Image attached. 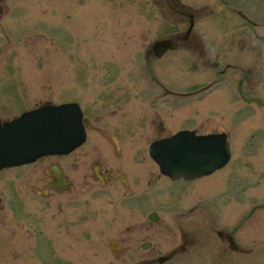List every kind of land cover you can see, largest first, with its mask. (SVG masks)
Masks as SVG:
<instances>
[{"label":"rangeland","instance_id":"rangeland-1","mask_svg":"<svg viewBox=\"0 0 264 264\" xmlns=\"http://www.w3.org/2000/svg\"><path fill=\"white\" fill-rule=\"evenodd\" d=\"M227 1L229 5L221 0H183L197 11L194 29L211 53L222 51L231 36L239 46V33L246 34L243 66L252 73L246 72L242 86L232 73L209 91L179 98L161 87L179 92L213 77L210 69L195 70L178 53L166 61L147 62L145 51L156 37L186 28L169 16L161 0H4L0 117L8 120L39 103L77 101L89 125L84 145L58 160L70 181L67 191L55 192L39 170L21 182L15 172H0V207L7 229H13L18 211H26L20 208H47L30 211L26 216L32 225L25 228L42 226L50 213L57 222L65 217L70 264H88L97 254V239L104 242L109 236V227L99 223L103 217L109 225L117 189L102 188L93 177L92 164L121 168L135 182L143 177L155 180L151 192L176 191L174 185H164L165 179L154 178L160 172L149 156V144L179 128L193 127L200 133L228 135L231 161L199 180L205 187L209 181L213 184L217 223L236 227L242 246L256 239L264 244V0L258 5L252 0ZM230 7L245 10L252 23ZM220 37L224 39L219 46ZM101 128L118 139V153ZM18 192L24 197L21 201L16 199ZM4 245L0 264H17L14 237H7Z\"/></svg>","mask_w":264,"mask_h":264},{"label":"flooded vegetation","instance_id":"flooded-vegetation-1","mask_svg":"<svg viewBox=\"0 0 264 264\" xmlns=\"http://www.w3.org/2000/svg\"><path fill=\"white\" fill-rule=\"evenodd\" d=\"M161 1L170 8L172 16L179 17L182 21L188 22L189 17L184 16L183 12L189 9L195 18L198 17L197 11L183 0ZM261 1L254 0L253 3L258 5ZM6 9L4 0H0V17L4 16ZM242 17L252 23L246 15L243 14ZM171 38L177 44L175 51H180L179 54L183 55L185 62L189 61L195 70L200 67L210 69L213 77L204 85L194 82L185 90L174 92L171 96L179 98L198 96L209 91L232 73L235 76L234 82L242 86L246 72L252 73V70L243 66L248 41L243 32L239 33V46L234 45V37H229L227 46L216 53H211L198 32L188 30V26L185 30L175 31ZM171 54L166 52L161 58H156L148 50L147 62H162ZM195 130L198 132V128ZM100 131L118 153V145H115L112 135L102 128ZM74 151L67 155L46 156L32 164L16 167L14 171L16 180L21 182L24 177L34 175L39 170L43 173L44 183L53 188L55 175L52 166L57 165L70 187L69 178L58 160L71 155ZM91 170L102 188L115 185L117 189L113 191L111 199L109 225L104 223L103 217L102 223H99V226L102 224L109 227V236L104 237L106 240L103 238L104 242L100 238L97 239V254L88 264H264L263 241L256 239L253 245L242 246L236 240V227L227 228L217 223L214 212L216 201L211 181L205 187L204 181L199 182L202 178L171 180L159 173L154 178L165 179L164 185L166 187L174 185L176 191L151 192L148 189L155 186V180H146L143 177L142 180L139 178L135 182L121 168L101 162L92 164ZM33 192L43 195L39 190ZM18 194V199L22 200V192ZM202 194H207V198ZM21 209L26 211H18L14 215L13 229H7V217L0 207V250L5 249L4 242L12 235L17 264H70L69 228L65 217L61 222H57L51 217L53 213H50L51 216L42 222V226L45 227L35 225L25 228L26 224L32 225L29 221L31 217L26 216L31 215L30 211L42 212L48 209L35 207ZM51 210L53 212L54 209Z\"/></svg>","mask_w":264,"mask_h":264},{"label":"water","instance_id":"water-1","mask_svg":"<svg viewBox=\"0 0 264 264\" xmlns=\"http://www.w3.org/2000/svg\"><path fill=\"white\" fill-rule=\"evenodd\" d=\"M193 24L192 19L191 27ZM174 47L170 40L159 38L152 44V51L157 56H161L167 49ZM45 109L47 110L25 114L20 119L5 125L4 128H0V167L30 162L37 156L47 153H65L83 142L81 113L75 104ZM180 141L185 143L192 141L208 148V156L206 149L192 151L191 156L202 169L195 170L192 174L179 172L178 164L181 162L176 145ZM150 153L160 165L161 171L171 177H177L181 173L185 176L207 174L223 166L229 158V148L224 135L195 137L186 131L153 143ZM186 157L184 154L180 160L185 162ZM54 172L57 175L53 183L54 187L66 189L67 185L61 177L60 170L55 169Z\"/></svg>","mask_w":264,"mask_h":264}]
</instances>
